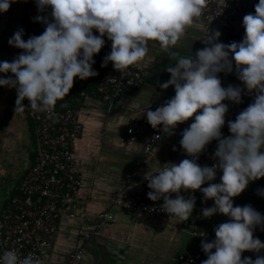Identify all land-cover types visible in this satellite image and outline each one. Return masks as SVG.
<instances>
[{
    "label": "clouds",
    "instance_id": "9594fccd",
    "mask_svg": "<svg viewBox=\"0 0 264 264\" xmlns=\"http://www.w3.org/2000/svg\"><path fill=\"white\" fill-rule=\"evenodd\" d=\"M13 0H0V12H7ZM39 11L51 9L49 20L38 16L46 25L39 36L23 39L18 30L9 44L22 49L11 63H0V72L12 73L15 79L0 78V86L17 91L15 113H24V101L35 113L55 116L59 101L71 92L78 77L85 80L97 76L94 55L111 41V52L102 66L111 63L123 75L130 67L143 68L150 47H158L170 59V80L160 85L174 86L175 95L155 111L147 110L148 123L165 134L189 119L194 122L182 133L180 144L192 157L180 163L158 168L147 174L148 198L163 199L162 209L178 222L187 221L195 207V198H185L181 191L200 190L205 200L214 199L215 206L202 211L204 218L220 213L229 222L215 229L213 242H202L207 259L202 264H264V256L242 259L245 251L259 252L264 243L254 238L256 226L264 225V216L251 206H233L250 181L264 178V0L255 5V14L243 17L245 36L242 42H218L219 30L203 36L205 47L191 57L174 51L188 28L197 25L206 0H36ZM93 30L99 33L94 35ZM234 61V64H233ZM235 70L255 100L229 121L231 136L223 137L228 106L225 100L241 102L243 89L222 87L218 74ZM217 140L212 167H201L197 160L206 146ZM175 150V149H174ZM222 171L221 183L215 180ZM23 175V174H22ZM21 175V176H22ZM208 183V187H202ZM176 194V198H172ZM264 195V192L261 193ZM110 221V220H109ZM103 227V226H102ZM214 250V251H213ZM0 264H42L31 253L21 259L13 250L0 255Z\"/></svg>",
    "mask_w": 264,
    "mask_h": 264
},
{
    "label": "built area",
    "instance_id": "2783aa9c",
    "mask_svg": "<svg viewBox=\"0 0 264 264\" xmlns=\"http://www.w3.org/2000/svg\"><path fill=\"white\" fill-rule=\"evenodd\" d=\"M258 2L259 0L242 3L237 0L224 3L223 0H206L201 18L207 22L217 21L220 24L221 36L218 42L240 43L246 34L243 17L247 14H255V5ZM50 12V8L44 12L39 11L36 0L26 1V27L23 36L25 41L45 31L46 25L36 17L43 16L51 20ZM238 23L242 24L239 30L236 29ZM104 40V46L109 47V51L100 58L98 64L101 70L100 78L91 84L89 93H94L101 100L112 104L124 92L142 86L146 79V71L133 66L121 75L111 63L106 67L102 66L104 58L111 52V41L106 36ZM22 52L23 50L19 49L18 55ZM231 73L218 74L222 85L229 82ZM241 89L243 91L239 104L233 101L226 103L228 112L225 114V124L221 129L223 137L230 136L228 122L235 121L238 114L255 100V92L249 93L245 85ZM165 103H156L153 107L157 109ZM26 111L27 118H30L35 125V159L34 161L30 159L31 164L25 168L22 180L11 186V195L4 200L0 209V255L7 250H13L21 259L31 253L35 258L44 261L55 247L62 222L68 217L77 216L76 204L84 184V172L79 162L76 145L83 131L81 117L84 110L80 106H68L63 110L55 109V116L49 117L44 113L34 114L27 100ZM194 119L179 124L173 130V134H165L162 131V125L154 129L147 118L130 123L126 129L127 138L133 141L141 139L144 143V153L136 160L133 169L125 175L120 188L112 195L111 206L122 207L131 212L134 217L146 215L170 218L169 214L162 209L163 199L153 201L148 198L147 193L152 190L149 189V182L145 178L147 174H143L140 168L153 152L158 141L169 137H182L183 131L190 127ZM218 143L217 140H213L199 155L197 163L201 167H212L218 163L215 158ZM191 158L188 156V159ZM220 172L217 170L215 180L210 183H220L218 180ZM251 185L252 181L243 192H249ZM208 186V183L202 185V187ZM180 195L185 198H195L193 212L182 224L192 231L197 247L174 256L172 264H202V261L208 258L202 249V242H213L216 239L215 229L219 226L212 221L214 215L204 218L202 211L205 208L214 207L215 202L214 199L205 200L200 190L187 192L182 190ZM172 198L175 199L176 194H172ZM260 214L264 216V210ZM112 219L113 214L109 210H104L95 216L84 217V224L80 230L82 235L80 246L70 255L65 264H79L87 243L99 235L102 226ZM199 224H204L203 228H198ZM254 238L264 243V225L255 227ZM263 255L264 249L259 252L245 251L242 253V259L250 257L255 260L257 256Z\"/></svg>",
    "mask_w": 264,
    "mask_h": 264
},
{
    "label": "crops",
    "instance_id": "0c3cea01",
    "mask_svg": "<svg viewBox=\"0 0 264 264\" xmlns=\"http://www.w3.org/2000/svg\"><path fill=\"white\" fill-rule=\"evenodd\" d=\"M223 1L232 3L237 0ZM239 1L252 3L258 0ZM241 28L242 24L238 23L236 29ZM207 29L209 32H220V24L217 21L207 22L200 17L197 25L187 29L185 37L174 51L185 57L195 55L205 47L202 38ZM175 63V59H170L168 54L161 52L158 47H150L144 67L140 68L146 71L142 86L124 92L112 104L89 92L75 100L77 107L80 106L84 110L81 117L83 131L76 145L84 172V184L76 204L77 216L68 217L62 222L55 247L42 264H65L80 246V230L84 217L95 216L104 210H109L113 219L107 221L100 234L87 243L79 264H172L174 256L197 247L192 231L185 228L182 222L146 215L134 217L128 210L110 204L112 195L122 185L125 175L133 169L136 160L144 153L143 141L128 140L126 129L131 122L147 118V110L155 111L154 104L166 102L174 97V86L163 89L160 85L170 80V73L166 69ZM230 85L240 88L244 85L235 70L231 73L229 82L222 87L227 88ZM23 128L26 129L25 126ZM8 130L9 133H14L13 127ZM12 137L8 138L9 144L12 145L8 147L9 153L13 152V146L16 145L12 143ZM181 139L182 137H169L158 141L140 168L141 172L155 174L158 168L188 159L180 144ZM2 153L3 150L0 153L1 163L4 162ZM8 156L5 162L11 164ZM222 175L221 171L218 176L220 183ZM262 192L264 178H259L252 181L249 192H242L233 198V206H251L261 213L264 210ZM229 220L230 217L220 213H216L212 219L218 225Z\"/></svg>",
    "mask_w": 264,
    "mask_h": 264
},
{
    "label": "rangeland",
    "instance_id": "374dc122",
    "mask_svg": "<svg viewBox=\"0 0 264 264\" xmlns=\"http://www.w3.org/2000/svg\"><path fill=\"white\" fill-rule=\"evenodd\" d=\"M12 95H17L16 89L12 93ZM27 100L24 101V105L26 108ZM15 107L16 102L11 103L8 107L6 116H5V127H3V130L1 131V138H0V153L3 150L2 157H3V163L0 161V169L2 173H5V175L2 176V182L0 184V187L2 188L4 183L7 180V186L5 183L6 190L4 192V189H1L0 191V209L3 205L4 200L11 195V186L14 181H18V178L25 173V168L31 164L30 161V154L34 152V135H32L31 131L24 130L23 126L27 128V114L28 112L25 110L24 113H15ZM13 127L14 133H9L10 128ZM7 129V130H6ZM13 136V137H12ZM12 137L14 141L12 143H16L15 146H13V152L9 153L8 147L9 144L8 138ZM9 155V156H8ZM9 158L11 160V164L6 163V158ZM12 169V175H10ZM9 170V173H8ZM4 181V182H3Z\"/></svg>",
    "mask_w": 264,
    "mask_h": 264
},
{
    "label": "water",
    "instance_id": "95a60500",
    "mask_svg": "<svg viewBox=\"0 0 264 264\" xmlns=\"http://www.w3.org/2000/svg\"><path fill=\"white\" fill-rule=\"evenodd\" d=\"M26 1L27 0H13L12 7L10 8L11 13L0 12V36L4 33L5 28L7 27V20L10 18V31H9V40L14 37V34L22 29L25 19V10H26ZM7 43L5 50L0 49V63L9 62L11 63L17 56L19 48H16ZM13 78L15 79L14 74L12 73H2L0 72V78ZM13 88L7 86H0V136L1 131L5 125V116L8 110V107L11 103L16 102V97L12 95ZM1 138V137H0Z\"/></svg>",
    "mask_w": 264,
    "mask_h": 264
},
{
    "label": "trees",
    "instance_id": "16d2710c",
    "mask_svg": "<svg viewBox=\"0 0 264 264\" xmlns=\"http://www.w3.org/2000/svg\"><path fill=\"white\" fill-rule=\"evenodd\" d=\"M25 27H26V20H25V24H24V27H23V36H24V33H25ZM93 33H94V35H97L98 34V32L96 30H93ZM108 51H109V47H105L104 46L101 49L100 53L94 55V57H93V59L95 60V63L92 65V67L98 73V75L97 76H94V77L87 78L85 80H80L77 77L75 79V81H74V86H73L71 92L69 93V95H67L63 101H59L57 103V106H56V109L57 110H63V109H65L68 106H71V107L77 106L78 104H76V101L75 100L78 99V98H82L84 95H87V93L90 92V90H91V88H90L91 84L92 83H95L100 78L101 70L98 67L100 58H101V56L104 53H107ZM82 83L84 84V87H83V84ZM26 131L27 132L28 131H31L32 132V135H35L34 134L35 133V125H34V122L32 120H30V118H27V128H26ZM34 156H35V152L30 154L31 161H34V158H35ZM24 174H23V176H21L19 178V180H18L17 183H19L22 180V178L24 177ZM1 189L2 188L0 187V191H2ZM203 226H204V224H199L198 225V228H203Z\"/></svg>",
    "mask_w": 264,
    "mask_h": 264
},
{
    "label": "flooded vegetation",
    "instance_id": "af4514ba",
    "mask_svg": "<svg viewBox=\"0 0 264 264\" xmlns=\"http://www.w3.org/2000/svg\"><path fill=\"white\" fill-rule=\"evenodd\" d=\"M8 12L11 13V10H8ZM10 22H11V19L9 18V19L7 20V27L5 28L4 33L1 34V36H0V49H2V50H5L6 47H7V43H8V40H9ZM24 24H25V19H24ZM24 24H23V27H24ZM23 27H22V29H23ZM14 90H15V88H13L12 93L14 92ZM14 97L17 98V95H14ZM4 127H5V125H4ZM2 130H3V129H2ZM0 164H1V163H0ZM8 173H9V170H8ZM3 175H5V173H2V171H1V169H0V184H1L2 180H3V179H2V176H3ZM11 175H12V169H11V173H10V175H8V176H11ZM20 177H21V176H20ZM20 177H19V178H20ZM19 178H18V180H19ZM4 181H6L5 183H6V186H7V185H8V184H7V180H4ZM4 181H3V182H4ZM17 182H18V181H14L12 185L16 184ZM5 183H4L3 187H2V189H4V192H5L6 188H7V187H5Z\"/></svg>",
    "mask_w": 264,
    "mask_h": 264
}]
</instances>
